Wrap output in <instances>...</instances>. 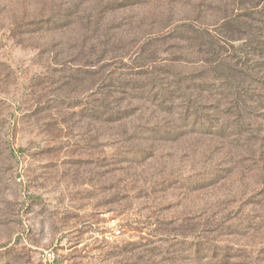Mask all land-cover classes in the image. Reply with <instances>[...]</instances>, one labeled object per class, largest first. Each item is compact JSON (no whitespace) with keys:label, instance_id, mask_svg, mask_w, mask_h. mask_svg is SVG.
Returning a JSON list of instances; mask_svg holds the SVG:
<instances>
[{"label":"rangeland","instance_id":"obj_1","mask_svg":"<svg viewBox=\"0 0 264 264\" xmlns=\"http://www.w3.org/2000/svg\"><path fill=\"white\" fill-rule=\"evenodd\" d=\"M84 1L94 21L92 9L115 2L110 18L135 23L117 41L124 48L202 10L215 26L213 11L232 9L229 0H0V264H264L262 54L240 145L229 133L121 136L94 120L88 96L104 65H84L92 43L60 49L80 42L59 18Z\"/></svg>","mask_w":264,"mask_h":264},{"label":"trees","instance_id":"obj_2","mask_svg":"<svg viewBox=\"0 0 264 264\" xmlns=\"http://www.w3.org/2000/svg\"><path fill=\"white\" fill-rule=\"evenodd\" d=\"M229 1L231 10L209 8L221 14L215 26L205 23L208 9L202 10L197 18L134 38L129 48L120 47L117 41L131 33L135 23L125 17L110 18L115 2L92 9L97 14L95 21L84 14L86 1L79 4L81 10L65 12L59 18L60 29L69 32L77 27L80 42L75 46L66 42L60 49L72 47V52L78 45L92 43L82 50L94 48L92 59L87 58L84 65H104V73L97 77L102 87L88 96L93 99L95 122L118 128L121 136L222 137L229 133L238 137L235 144L243 143L241 128L253 118L254 75H258L254 54L264 57V52L254 46V0ZM128 2L124 7L131 8ZM167 13L173 14L172 10ZM155 24L153 19L148 26ZM137 34L141 35L133 33ZM101 40L106 43L96 52ZM152 45L161 49L156 51ZM216 177L201 176L197 182Z\"/></svg>","mask_w":264,"mask_h":264},{"label":"built area","instance_id":"obj_3","mask_svg":"<svg viewBox=\"0 0 264 264\" xmlns=\"http://www.w3.org/2000/svg\"><path fill=\"white\" fill-rule=\"evenodd\" d=\"M114 237H117L119 235V233L117 231H112Z\"/></svg>","mask_w":264,"mask_h":264}]
</instances>
